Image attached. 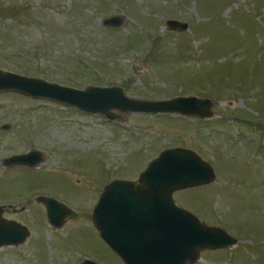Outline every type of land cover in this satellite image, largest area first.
Wrapping results in <instances>:
<instances>
[{
	"label": "rangeland",
	"instance_id": "obj_1",
	"mask_svg": "<svg viewBox=\"0 0 264 264\" xmlns=\"http://www.w3.org/2000/svg\"><path fill=\"white\" fill-rule=\"evenodd\" d=\"M111 17L119 27L105 26ZM170 20L187 30H168ZM0 70L79 90L117 86L135 100L206 98L213 112L114 110L108 121L1 93L2 218L29 235L0 248V264H123L99 237L93 208L107 184H137L172 148L194 152L215 175L174 192L175 205L236 240L193 264H264V0H0ZM31 150L43 155L35 167L4 165ZM38 196L78 218L52 227Z\"/></svg>",
	"mask_w": 264,
	"mask_h": 264
},
{
	"label": "water",
	"instance_id": "obj_2",
	"mask_svg": "<svg viewBox=\"0 0 264 264\" xmlns=\"http://www.w3.org/2000/svg\"><path fill=\"white\" fill-rule=\"evenodd\" d=\"M105 26L119 27L118 18L105 20ZM170 31H185L186 24L170 20ZM17 93L31 99L49 101L87 114L100 115L108 121L117 120L114 110L121 113L164 114L211 118L212 102L195 96L170 100H135L125 96L120 87L87 86L83 90L21 76L0 70V94ZM7 130L8 126H1ZM41 152L4 160L5 166L15 164L35 167L41 163ZM215 178L209 164L194 152L183 148L161 151L139 175L138 183L115 180L102 190L91 214L99 237L123 264H193L205 250H225L236 240L217 227L202 224L190 212L179 208L172 194L188 188L208 185ZM44 205L49 224L56 228L77 214L57 200L38 196ZM0 206V248L18 246L29 235L28 229L2 218L9 209ZM81 264H95L84 259Z\"/></svg>",
	"mask_w": 264,
	"mask_h": 264
},
{
	"label": "flooded vegetation",
	"instance_id": "obj_3",
	"mask_svg": "<svg viewBox=\"0 0 264 264\" xmlns=\"http://www.w3.org/2000/svg\"><path fill=\"white\" fill-rule=\"evenodd\" d=\"M45 214H46V212H45ZM65 220H66V221H67V220H69V219H68V217H66V219H65Z\"/></svg>",
	"mask_w": 264,
	"mask_h": 264
}]
</instances>
